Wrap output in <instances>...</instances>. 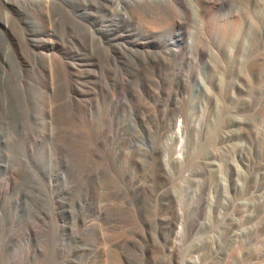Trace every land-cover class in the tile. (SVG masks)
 Here are the masks:
<instances>
[{
	"label": "rangeland",
	"instance_id": "374dc122",
	"mask_svg": "<svg viewBox=\"0 0 264 264\" xmlns=\"http://www.w3.org/2000/svg\"><path fill=\"white\" fill-rule=\"evenodd\" d=\"M0 264H264V0H0Z\"/></svg>",
	"mask_w": 264,
	"mask_h": 264
},
{
	"label": "bare ground",
	"instance_id": "6f19581e",
	"mask_svg": "<svg viewBox=\"0 0 264 264\" xmlns=\"http://www.w3.org/2000/svg\"><path fill=\"white\" fill-rule=\"evenodd\" d=\"M5 1H6V0H5ZM4 10H5V9H4ZM5 11H6V10H5ZM6 13H7V12H6ZM8 15H9V14H8ZM8 15H5V16L7 17ZM6 17H5V18H6ZM6 19H8V18H6ZM6 19H5V20H6ZM9 21H10V20H9ZM9 23H10V22H9ZM28 24H29V23H28ZM7 25H8V23L5 24V26L3 27V29H4L5 31L8 29V26H7ZM21 40H22V38H21ZM33 52H34V51H33ZM41 54H42V53H41ZM44 55H45V54H44ZM48 55H49V54H48ZM35 58H36V55H35ZM40 58H41V57H40ZM49 60H50V59H49ZM54 61H55V60H54ZM55 65H56V64H55ZM57 65H58V62H57Z\"/></svg>",
	"mask_w": 264,
	"mask_h": 264
}]
</instances>
